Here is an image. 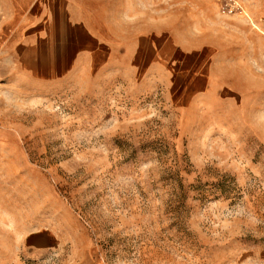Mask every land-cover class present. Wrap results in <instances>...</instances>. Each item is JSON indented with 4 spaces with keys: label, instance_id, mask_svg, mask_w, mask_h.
Instances as JSON below:
<instances>
[{
    "label": "rangeland",
    "instance_id": "rangeland-1",
    "mask_svg": "<svg viewBox=\"0 0 264 264\" xmlns=\"http://www.w3.org/2000/svg\"><path fill=\"white\" fill-rule=\"evenodd\" d=\"M42 2L0 0V264H264V0ZM72 19L112 61L42 77Z\"/></svg>",
    "mask_w": 264,
    "mask_h": 264
},
{
    "label": "crops",
    "instance_id": "crops-1",
    "mask_svg": "<svg viewBox=\"0 0 264 264\" xmlns=\"http://www.w3.org/2000/svg\"><path fill=\"white\" fill-rule=\"evenodd\" d=\"M42 4H44V0ZM240 7L241 10L244 9L242 5ZM234 14H242V12ZM71 25H73V33L79 36L76 46L74 45L70 55L65 54V57L56 55L54 60L49 62L42 59V77L46 73L52 72L64 74L87 64L93 67H101L112 61L114 55L110 44L105 42V40L99 39L77 20L72 19ZM80 39L82 40L80 41ZM29 70L32 77L33 73H37V70L33 67H29ZM4 220L5 217L1 219V221ZM31 237V242L34 246H38L37 244H48L53 239L51 234L46 231L38 232Z\"/></svg>",
    "mask_w": 264,
    "mask_h": 264
},
{
    "label": "bare ground",
    "instance_id": "bare-ground-1",
    "mask_svg": "<svg viewBox=\"0 0 264 264\" xmlns=\"http://www.w3.org/2000/svg\"><path fill=\"white\" fill-rule=\"evenodd\" d=\"M64 57V56H63Z\"/></svg>",
    "mask_w": 264,
    "mask_h": 264
}]
</instances>
